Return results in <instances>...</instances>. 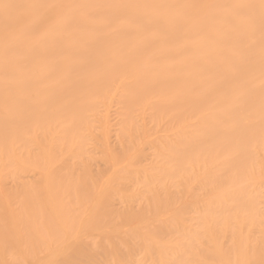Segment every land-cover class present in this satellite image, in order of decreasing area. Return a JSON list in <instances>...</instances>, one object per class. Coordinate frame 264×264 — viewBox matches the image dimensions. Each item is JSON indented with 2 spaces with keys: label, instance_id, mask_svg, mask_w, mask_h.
I'll return each instance as SVG.
<instances>
[{
  "label": "bare ground",
  "instance_id": "6f19581e",
  "mask_svg": "<svg viewBox=\"0 0 264 264\" xmlns=\"http://www.w3.org/2000/svg\"><path fill=\"white\" fill-rule=\"evenodd\" d=\"M0 264H264V0H0Z\"/></svg>",
  "mask_w": 264,
  "mask_h": 264
}]
</instances>
